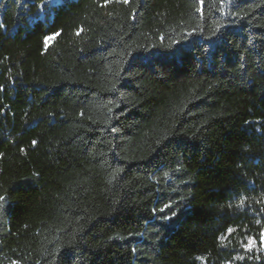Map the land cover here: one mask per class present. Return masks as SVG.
<instances>
[{
	"label": "trees",
	"instance_id": "16d2710c",
	"mask_svg": "<svg viewBox=\"0 0 264 264\" xmlns=\"http://www.w3.org/2000/svg\"><path fill=\"white\" fill-rule=\"evenodd\" d=\"M0 197V264H264V0H0Z\"/></svg>",
	"mask_w": 264,
	"mask_h": 264
},
{
	"label": "snow or ice",
	"instance_id": "6c2138e0",
	"mask_svg": "<svg viewBox=\"0 0 264 264\" xmlns=\"http://www.w3.org/2000/svg\"><path fill=\"white\" fill-rule=\"evenodd\" d=\"M107 2V0H106ZM125 2H127V0H125ZM42 3H43V0H42ZM53 35H56V34H53ZM52 37H46L45 39L48 40V39H51ZM33 143H35V141H33ZM4 199L3 197H0V200ZM165 207H169V205H165ZM173 215H175V213H173Z\"/></svg>",
	"mask_w": 264,
	"mask_h": 264
}]
</instances>
